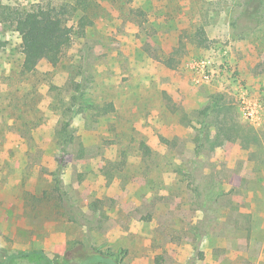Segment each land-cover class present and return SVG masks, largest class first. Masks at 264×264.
<instances>
[{"label":"rangeland","instance_id":"374dc122","mask_svg":"<svg viewBox=\"0 0 264 264\" xmlns=\"http://www.w3.org/2000/svg\"><path fill=\"white\" fill-rule=\"evenodd\" d=\"M60 1L92 26L23 73L25 14L49 0H0V264H64L78 243L123 264H264V0ZM235 122L260 143L242 149Z\"/></svg>","mask_w":264,"mask_h":264},{"label":"trees","instance_id":"16d2710c","mask_svg":"<svg viewBox=\"0 0 264 264\" xmlns=\"http://www.w3.org/2000/svg\"><path fill=\"white\" fill-rule=\"evenodd\" d=\"M24 23L27 31L21 39V71L30 73L36 69L41 61H45L51 66H56L60 62L63 52L70 47L72 37H84L87 28L92 26L93 19L91 14L78 12L77 8L67 2L54 3L49 0L45 5H38L34 9L27 11ZM190 39L196 47L206 48L208 46L209 40L203 27L195 29ZM180 46L178 42V47L175 51ZM164 63L171 64V60ZM169 67H172V64ZM219 111L221 113L223 111L221 106ZM222 123V120H220L221 125H223ZM227 123L224 122V124ZM231 130L236 133L242 149H249L251 146L260 143L259 132L250 126L235 122L231 126ZM55 136V144L59 155L57 156V170H60L65 166L64 158L69 153V147L77 139L70 120L60 124L59 128L55 130ZM55 184L57 199L64 206L68 205L66 195L61 189L57 175L55 176ZM58 259L56 261L60 264ZM61 260L64 264H123L120 257L84 243L76 244L64 254ZM157 260L155 264H158Z\"/></svg>","mask_w":264,"mask_h":264},{"label":"built area","instance_id":"2783aa9c","mask_svg":"<svg viewBox=\"0 0 264 264\" xmlns=\"http://www.w3.org/2000/svg\"><path fill=\"white\" fill-rule=\"evenodd\" d=\"M244 103V109H245V112L247 114L248 117H252L253 116V109L252 108H249L248 106H246V103Z\"/></svg>","mask_w":264,"mask_h":264}]
</instances>
